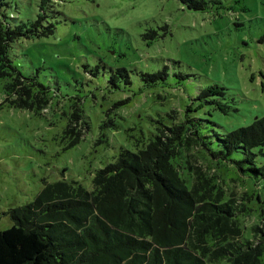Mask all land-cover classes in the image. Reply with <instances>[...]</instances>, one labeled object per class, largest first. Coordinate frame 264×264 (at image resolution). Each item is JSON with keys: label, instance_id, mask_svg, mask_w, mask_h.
Returning <instances> with one entry per match:
<instances>
[{"label": "rangeland", "instance_id": "obj_1", "mask_svg": "<svg viewBox=\"0 0 264 264\" xmlns=\"http://www.w3.org/2000/svg\"><path fill=\"white\" fill-rule=\"evenodd\" d=\"M39 1L0 0V15L11 26L30 25L41 14ZM207 3L204 11L179 0H56L45 7L44 22L54 24L53 35L20 39L9 55L22 76L58 97L80 100L88 131L73 147L62 139L70 101L57 105L54 98L41 114L1 106L0 231L13 224L4 213L32 202L44 183L65 179L91 191L98 170L122 149L135 152L136 141L146 144L161 125L171 127L188 116L199 134L214 141L216 134L264 117V0ZM111 68L128 69L131 84L120 80L119 89L111 90ZM159 72L164 79L154 83L142 78ZM213 87L223 91L200 98ZM107 120L115 128L101 131ZM189 147L193 164L218 176L226 195L253 210L241 220L242 238L250 239V219L264 208V187L239 177L237 164L214 166L198 154L202 148ZM254 153L255 165H264V146Z\"/></svg>", "mask_w": 264, "mask_h": 264}, {"label": "trees", "instance_id": "obj_2", "mask_svg": "<svg viewBox=\"0 0 264 264\" xmlns=\"http://www.w3.org/2000/svg\"><path fill=\"white\" fill-rule=\"evenodd\" d=\"M55 2L40 0L41 14L30 25L11 26L0 15V108L41 114L54 105V98L57 105L70 101L72 111L62 139L73 147L88 131L80 100L58 97L34 78L22 76L9 55L11 45L20 39L53 35L54 24L44 18L45 7L51 9ZM179 2L194 11H204L208 4ZM9 19L15 16L10 14ZM110 71L111 90L119 89L120 80L131 84L128 69ZM164 75L142 78L154 83ZM218 89L223 91L209 88L200 98L213 96ZM109 126L115 128L107 120L100 130ZM158 131L146 144L137 140L135 152L122 149L114 162L98 170L91 191L65 179L44 183L32 202L5 212L13 224L0 231V264H264V208L256 210L258 218L251 217V238L244 240L241 220L250 218L253 210L226 195L218 176L193 164L194 155L187 153L194 143L204 151L198 154L214 166L220 161L237 164L239 177L264 187V165L256 166L254 160V151L264 146V117L216 134L214 141L199 134L188 116L171 127L161 125ZM100 137L105 138L102 132ZM234 153L244 158L232 160Z\"/></svg>", "mask_w": 264, "mask_h": 264}]
</instances>
